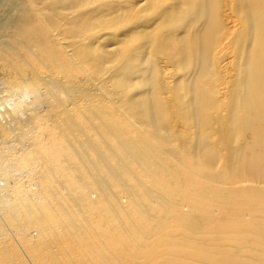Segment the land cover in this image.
I'll list each match as a JSON object with an SVG mask.
<instances>
[{"label":"bare ground","instance_id":"6f19581e","mask_svg":"<svg viewBox=\"0 0 264 264\" xmlns=\"http://www.w3.org/2000/svg\"><path fill=\"white\" fill-rule=\"evenodd\" d=\"M27 1L22 8L12 4L0 18V61L12 67L0 95L7 90L13 95L22 92L18 82L24 81L41 98V107L37 117L36 112L26 113L29 105L13 103L7 111L10 121L0 119V143L17 124L32 131L30 121L36 118L41 131L33 137L37 144L31 159L27 153L12 156L13 167L24 169L21 175L7 165L5 150H27L30 141L24 149L13 144L0 147V264H133L140 255L150 256L119 221L113 190L117 182L132 196L133 186L123 173L133 162L148 167L155 160L163 165L150 138L160 144L176 141L194 151L199 157L195 165L201 169H210L221 156L232 175L235 158L240 175L264 179V158L240 154L247 132L252 139L247 146H254V151L264 148V0H146L139 9L126 3L134 0ZM223 17L232 18L233 25L226 27ZM149 20L154 29L140 30L121 50L106 51L99 44L103 33L116 38L128 25ZM234 24L241 29L231 38ZM180 30L185 33L179 35ZM243 44L248 47L247 59L228 62L230 50L236 53ZM26 114L28 119L22 121L20 116ZM119 120L138 125L149 139L124 137ZM210 133L224 155L208 141ZM160 172L165 179L167 172ZM22 176L29 177L33 200L19 182ZM52 176L75 177L76 182L69 186L60 181L57 192L41 188V182H52ZM169 184L190 198L188 209L212 211L210 202L220 201L199 188L192 176ZM193 194L202 204L192 199ZM144 195L154 202L147 192ZM260 199L264 203V195ZM226 200L234 216L243 213L240 218L200 224L188 212L180 219L181 226L197 229L205 222L226 231L252 228L246 202L230 191ZM26 210L43 228L38 238L22 231L20 212ZM140 214L136 221L144 223ZM156 223L171 229L160 220ZM255 236L263 248L264 233ZM233 240L241 241L238 233ZM157 241L170 255L160 264H264L261 253L259 261L248 262L232 252L173 240L167 234Z\"/></svg>","mask_w":264,"mask_h":264},{"label":"rangeland","instance_id":"374dc122","mask_svg":"<svg viewBox=\"0 0 264 264\" xmlns=\"http://www.w3.org/2000/svg\"><path fill=\"white\" fill-rule=\"evenodd\" d=\"M145 2L146 0L140 2L134 0L130 2L127 1L126 3H129V6L135 9H139ZM27 3H29L27 0L0 1V18L12 4H16V7L22 8L25 7ZM228 3L229 1H226V7L229 5ZM222 21L226 22V27L233 25V23H231L233 20L230 17H223ZM234 25L233 29L235 31V36L232 35L231 38H236L241 29L240 24ZM154 26L155 24L153 23V20H149L144 24H138V22L130 24L126 29H122L123 32H117L116 38L109 33H103L99 36V44H101L102 48L106 51L121 50L122 46L131 40L134 35H137L140 30L139 33H145L154 29ZM184 33L183 30L179 31V35ZM6 41H8V39H6ZM15 46L20 52L24 51L23 48L17 46V44H15ZM247 52V44H245V47L243 44L242 48L238 49V52L236 53H233L231 49L226 56V58H228L227 61L230 63L237 62L238 60L245 61L247 59ZM0 55H3L2 52ZM11 70V65L0 61V87L7 85V75ZM234 71L235 69L230 75H234ZM18 84H22V88H24L22 92L13 95L9 93L10 90H7L8 92H3V95H0V119L3 123H8L10 121L8 119L9 115L7 114V111H11L14 104H17L21 108L29 105L31 110L26 113L29 114L31 112H36L34 115L39 117L37 114V107H41V98H39L37 93L30 86H27L24 81H19ZM10 87H12V85H10ZM43 96L49 101H52V98L49 95L44 93ZM228 98L229 89L226 93V101ZM5 112L7 116L5 115ZM28 114L20 116L21 120L26 121L28 119ZM37 120L38 118L33 122L30 121V126H33V130L29 131L28 127H26L28 132H25L22 124H17L18 128L11 131L5 138H2V142L0 143V147H8L13 144L17 145L20 149H24L25 142L30 141L27 150H20L19 152H15L11 148L5 150L7 165L12 167V170H15L18 175H21L22 172H24V169L22 167H13L12 156L14 154L27 153L31 159L33 155H35L34 148L37 141L33 137L37 131H41V128L38 127ZM27 123H29V121H27ZM119 123V128L122 133H124V137L140 136L148 138V133L144 132L138 125L133 126L131 121L128 120L122 122L119 120ZM251 140V132H247L240 141V144L243 147L240 154L249 157L260 155L264 158V148L260 151H254V146H247L251 143ZM7 141H9L10 144H8ZM208 141L215 145L217 152H223L222 154H225L223 147L216 143V137L213 133L208 135ZM149 143L154 147L155 152L159 155L163 165H157L155 160H152L148 167L138 166L135 162L130 164L127 172L123 173V178L133 186L132 196L126 194L122 190L121 185L117 182H113V190L116 192L114 201L115 206L118 209L119 221L124 223L125 228L130 230L133 237H137L144 244V247L150 250V256L144 257L140 255L132 260L133 264H160L161 262H166L170 258V255L157 241L159 236L165 234L169 235L173 240L181 242L191 241L199 247L232 252V254H236L237 259L241 261H259L257 256L259 253L264 254V247L260 248L258 246L259 242L256 241L255 235L264 233V203L260 199V196L264 195V179L256 180L247 174L240 175L235 158H233L232 162L235 167L234 170L236 169V173L230 175L226 172L227 165L225 164V159L221 156L213 161L210 169H201V167L195 165L196 161L199 159L198 155H196L194 151L187 150V147L178 146V142H165L160 144L153 138H150ZM172 152H175L177 156H174ZM161 170L167 172L165 179H162L161 177ZM208 175H215L218 176V178L217 180L209 179L206 177ZM188 176L194 177L199 182L198 187L205 189L213 199L220 200L210 202V206L213 208L212 211L188 209L187 203L190 198L184 196L181 192L174 190L172 185L169 184V181L186 179ZM22 177L23 178L19 179V182L21 184L23 183L25 191L30 195L29 198L33 200L34 198L31 196L33 190L30 187L29 177ZM55 179H58V183L54 182ZM62 180H64L69 186H72L76 182L75 177L66 179L63 177L52 176V182H49L48 184L45 181L43 183L41 182V188H47L48 190L55 192L60 191L59 182ZM139 182L140 185L137 184ZM74 191L80 192L81 190L75 188ZM144 191L155 199L154 202H151L146 198ZM227 191L233 193L235 198L246 202L247 207L250 208V211L246 213L249 215L251 223L254 224L252 228L246 226L240 227L237 232H234L233 230L226 231V229L211 228L205 223L208 220L219 222L235 220L241 217L243 213L234 216L233 206H231L226 200ZM192 199L199 204H202L201 198L194 194L192 195ZM71 211L73 212L72 216L75 217L76 213H74L73 210ZM138 212L142 213L140 214V218L145 219L144 223H138V220L136 221V215H138ZM188 212H192L190 215H193L200 224L202 220L205 221L204 224L197 229L182 227L180 219ZM20 215L23 218L22 231H24L28 237H40L43 228L40 226L36 217L27 210L25 212H20ZM157 220H160L171 229L168 227H158L156 223ZM50 221H52V219H50ZM77 224L76 221V225ZM54 225H56V227L58 226V224L55 223ZM258 230H260V232ZM9 231L12 233L11 229H9ZM71 231H73V229H71ZM236 233L241 237L240 242L233 240ZM183 260L194 263L198 262L189 258H184Z\"/></svg>","mask_w":264,"mask_h":264}]
</instances>
